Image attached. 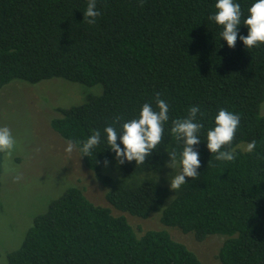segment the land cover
Masks as SVG:
<instances>
[{
  "label": "trees",
  "instance_id": "obj_1",
  "mask_svg": "<svg viewBox=\"0 0 264 264\" xmlns=\"http://www.w3.org/2000/svg\"><path fill=\"white\" fill-rule=\"evenodd\" d=\"M252 2L239 0L242 23ZM87 3L0 0V89L13 80L36 84L52 78L102 84L100 95L59 108L52 120L54 129L74 142L85 140L92 129L103 133L107 125L137 117L144 103L156 109V100L164 99L169 120L161 143L143 163H119L102 141L82 156L86 166L118 210L142 218L160 212L166 226L200 241L226 235L218 255L222 264H264V45L247 49L238 36L229 47L220 37L222 26L208 19L215 0H97L100 15L94 24L84 20ZM238 27L247 35V26ZM192 105L204 112L196 145L199 175L186 177L174 191L168 180L180 170L184 145L171 133L172 121L185 117ZM220 108L241 117L225 146L236 153L233 161L216 160L206 146L207 129ZM253 140L249 153L244 149ZM8 262L204 264L167 229L139 234L125 215L97 205L77 186L36 216Z\"/></svg>",
  "mask_w": 264,
  "mask_h": 264
},
{
  "label": "rangeland",
  "instance_id": "obj_2",
  "mask_svg": "<svg viewBox=\"0 0 264 264\" xmlns=\"http://www.w3.org/2000/svg\"><path fill=\"white\" fill-rule=\"evenodd\" d=\"M103 90L102 84L89 86L62 78L36 84L13 80L0 89V126L10 127L16 139L11 155L4 154L1 175L0 264H9L8 254L20 248L36 216L73 186L83 189L97 205L110 207L115 215H125L139 234L167 229L204 264H222L218 255L226 235L211 234L200 241L193 233L166 226L160 212L142 218L118 210L108 201L107 189L86 166L78 147L65 151L69 140L52 125L60 115L58 109L83 103L87 96L100 95ZM261 111L264 114V103Z\"/></svg>",
  "mask_w": 264,
  "mask_h": 264
},
{
  "label": "clouds",
  "instance_id": "obj_3",
  "mask_svg": "<svg viewBox=\"0 0 264 264\" xmlns=\"http://www.w3.org/2000/svg\"><path fill=\"white\" fill-rule=\"evenodd\" d=\"M97 0H88L84 10V20L94 24L100 11L96 7ZM216 11L208 19L222 26L220 37L227 42L229 47H235L237 38L243 42L247 49L264 45V0H253L248 7V14L243 16L239 0H215ZM247 26V35L239 33V25ZM158 109V110H156ZM156 109L152 104L144 103L139 115L125 120L118 127L107 125L103 133L99 129H92L91 135L85 140L71 139L67 142L65 151L72 152L79 147L81 156H88L102 141H106L108 148L115 153L119 163L135 161L143 163L146 157L161 143L164 133V124L169 120V106L164 99L156 100ZM204 112L199 105H192L187 110V115L172 121L171 133L177 140L183 142V149L179 158V172L170 179L171 189L178 190L186 183V177L196 178L201 165L200 153L196 147L201 141L199 133L204 128L200 122ZM119 117L116 121H119ZM239 114L220 108L214 116L213 126L207 129L206 146L210 153L215 154L216 160L233 161L236 153L225 150L230 145L240 125ZM119 139V143L117 140ZM16 145L12 129L7 125L0 126V153L11 155ZM256 142H248L245 151L252 152ZM171 163H176L175 154L170 153Z\"/></svg>",
  "mask_w": 264,
  "mask_h": 264
}]
</instances>
